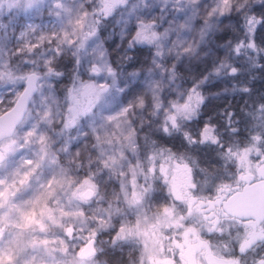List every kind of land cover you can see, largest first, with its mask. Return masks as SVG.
I'll return each instance as SVG.
<instances>
[{
	"label": "snow or ice",
	"instance_id": "1",
	"mask_svg": "<svg viewBox=\"0 0 264 264\" xmlns=\"http://www.w3.org/2000/svg\"><path fill=\"white\" fill-rule=\"evenodd\" d=\"M0 264H264V0H0Z\"/></svg>",
	"mask_w": 264,
	"mask_h": 264
},
{
	"label": "trees",
	"instance_id": "2",
	"mask_svg": "<svg viewBox=\"0 0 264 264\" xmlns=\"http://www.w3.org/2000/svg\"><path fill=\"white\" fill-rule=\"evenodd\" d=\"M256 86H257V88H260L261 84L258 82ZM221 103L222 102H219V101L214 102L213 106L208 109V112H210V113L213 112L214 108L218 107Z\"/></svg>",
	"mask_w": 264,
	"mask_h": 264
}]
</instances>
